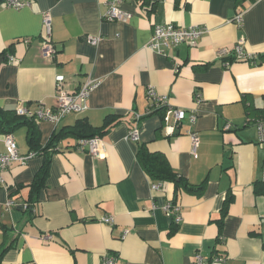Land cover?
Here are the masks:
<instances>
[{
	"label": "crops",
	"instance_id": "obj_1",
	"mask_svg": "<svg viewBox=\"0 0 264 264\" xmlns=\"http://www.w3.org/2000/svg\"><path fill=\"white\" fill-rule=\"evenodd\" d=\"M29 1L20 9L0 1V109L52 108L57 74L71 91L88 76L100 83L85 112L57 124L31 120V141L28 125L13 129L20 154L41 152L23 165L11 163L2 174L0 264H100L106 253L115 255V264H195L196 253L208 264H264V150L254 124L264 98V0H116L128 13L124 21L102 19L113 0ZM239 10L241 25L234 22ZM46 12L56 48L50 60L40 53ZM164 23L208 31L194 44L163 52L148 48L153 25ZM88 35L101 39L92 45ZM240 38L254 62L232 61V52L218 56ZM148 87L167 96L172 107L194 109L195 123L183 120L168 134L162 111L143 116ZM135 113L143 118L138 139L131 141ZM110 116L96 156L78 150L71 135L45 146L54 132L79 119L101 127ZM192 129L197 157L191 153ZM141 145L161 154L181 179L203 183L202 191L153 180L137 159ZM45 160L47 175L35 188ZM153 181L158 189H151ZM10 198L14 205L6 208ZM172 200L180 207L178 223L163 210ZM28 201L34 202L31 214L22 208Z\"/></svg>",
	"mask_w": 264,
	"mask_h": 264
},
{
	"label": "built area",
	"instance_id": "obj_2",
	"mask_svg": "<svg viewBox=\"0 0 264 264\" xmlns=\"http://www.w3.org/2000/svg\"><path fill=\"white\" fill-rule=\"evenodd\" d=\"M2 2L15 9L28 6L29 0H2ZM128 17V13L119 7L118 1L113 0L108 3L106 11L102 14V19L107 21H124ZM49 13H44L42 17V25L44 29V36L40 41V53L45 59H52L56 54V48L50 39L51 22ZM236 24L242 23V12L239 10L234 18ZM208 31L207 27L202 25L193 26H178L172 23L155 24L152 27V36L148 42V48L163 52L164 47H176L182 43L194 44L204 33ZM87 41L92 45H97L100 41L99 36L88 35ZM244 39L237 40L231 51L221 49L218 51V56H227L229 52L233 53V59L237 61H249L254 62L255 57L248 55L243 50ZM8 61L12 60V55L7 56ZM100 80L87 77L79 86L71 91L66 87L65 77L62 74L55 76V105L52 108H44L40 106L36 110L32 111L24 106H17L15 113L18 116L31 119L35 122L41 120L51 121L57 124L62 118L70 113H83L87 110V100L90 93L99 85ZM146 99L148 100V106L143 116L151 115L156 111H162L163 121L168 134L176 132L177 127L183 120H188L190 124H194L197 115L194 109L190 111L172 107L167 103V96L158 94L153 87H148L146 91ZM194 100L199 102L201 100L200 94L194 93ZM142 115L135 113L134 125L128 130L127 139L136 141L139 135V122L143 118ZM254 124L258 130V145L264 150V98L260 116L254 121ZM188 135L191 142V153L193 157H197L196 149L198 146V135L195 130H189ZM2 140L4 144V152L0 153V184L3 182L2 174L5 169L14 162L25 164L26 161L35 156V152L29 151L25 154L18 152L16 141L12 133H3ZM76 148L80 151H86L92 156H96L101 151V142L99 136L95 135L88 138H77ZM262 180L264 181V156L262 164ZM160 183L153 181L151 183V189H158ZM14 205V201L10 198L6 201V208ZM23 210L28 208L26 202L22 204ZM177 203L171 201L163 206L164 212L172 219L174 223L180 221V214ZM102 222L111 224L113 219L111 217H103ZM126 234V231L123 235ZM116 257L112 254H104L100 264H115ZM195 264H208L204 258L196 253L194 255Z\"/></svg>",
	"mask_w": 264,
	"mask_h": 264
},
{
	"label": "trees",
	"instance_id": "obj_3",
	"mask_svg": "<svg viewBox=\"0 0 264 264\" xmlns=\"http://www.w3.org/2000/svg\"><path fill=\"white\" fill-rule=\"evenodd\" d=\"M2 1V0H1ZM144 2V0H143ZM234 60L233 57L231 59ZM113 119V117H108L105 119L104 125L101 127H91L85 119L77 120L72 126L66 129H61L58 132H54L50 138L48 139L45 146H55L60 138L71 135L76 138H88L95 135H99L104 131L106 127V123H109ZM28 125V139L31 141V135L33 131L31 130L33 123L31 119L24 118L16 115L13 111H4L0 109V132L1 133H12L13 129L19 125ZM44 150V149H43ZM30 151L35 152V154H39L41 149H31ZM137 159L144 170L148 173V175L153 180H162V181H171L174 183L175 189L181 187L185 191L199 194L204 188V184L192 185L187 181L178 177L176 172L170 167L165 158L157 153L149 151L144 145H141L137 152ZM48 170V160H45L41 170L35 178L32 186L35 188L40 187L43 184V181L47 175ZM231 200V197L228 196L225 198L224 203L221 208V217L218 219V222H222V218L226 214L227 206ZM172 203H176L175 200L171 201ZM28 208L25 211H28L30 214L32 213L34 202L28 201L26 202ZM2 252L0 251V254ZM1 257V255H0Z\"/></svg>",
	"mask_w": 264,
	"mask_h": 264
},
{
	"label": "water",
	"instance_id": "obj_4",
	"mask_svg": "<svg viewBox=\"0 0 264 264\" xmlns=\"http://www.w3.org/2000/svg\"><path fill=\"white\" fill-rule=\"evenodd\" d=\"M1 1V0H0Z\"/></svg>",
	"mask_w": 264,
	"mask_h": 264
}]
</instances>
